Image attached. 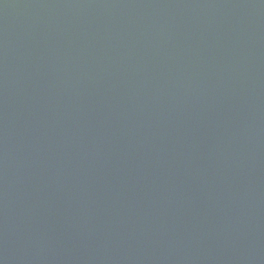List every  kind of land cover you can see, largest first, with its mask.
<instances>
[{"label": "water", "instance_id": "water-1", "mask_svg": "<svg viewBox=\"0 0 264 264\" xmlns=\"http://www.w3.org/2000/svg\"><path fill=\"white\" fill-rule=\"evenodd\" d=\"M0 264H264V0H0Z\"/></svg>", "mask_w": 264, "mask_h": 264}]
</instances>
